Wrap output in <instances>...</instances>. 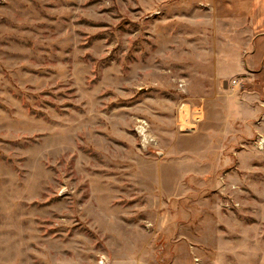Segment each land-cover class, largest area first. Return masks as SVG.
<instances>
[{"label": "rangeland", "instance_id": "374dc122", "mask_svg": "<svg viewBox=\"0 0 264 264\" xmlns=\"http://www.w3.org/2000/svg\"><path fill=\"white\" fill-rule=\"evenodd\" d=\"M249 7L0 0V264H264Z\"/></svg>", "mask_w": 264, "mask_h": 264}, {"label": "crops", "instance_id": "0c3cea01", "mask_svg": "<svg viewBox=\"0 0 264 264\" xmlns=\"http://www.w3.org/2000/svg\"><path fill=\"white\" fill-rule=\"evenodd\" d=\"M249 5L252 20L245 21L251 22L246 27L251 36L249 44L252 47L248 50L251 58L241 66L251 67L258 76L264 78V0H249Z\"/></svg>", "mask_w": 264, "mask_h": 264}, {"label": "built area", "instance_id": "2783aa9c", "mask_svg": "<svg viewBox=\"0 0 264 264\" xmlns=\"http://www.w3.org/2000/svg\"><path fill=\"white\" fill-rule=\"evenodd\" d=\"M241 82H242V80H240L239 78L233 80V83L236 85L241 83Z\"/></svg>", "mask_w": 264, "mask_h": 264}]
</instances>
